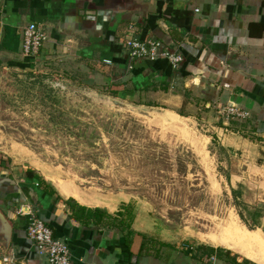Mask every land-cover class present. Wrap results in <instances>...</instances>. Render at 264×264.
Instances as JSON below:
<instances>
[{"label":"crops","instance_id":"crops-1","mask_svg":"<svg viewBox=\"0 0 264 264\" xmlns=\"http://www.w3.org/2000/svg\"><path fill=\"white\" fill-rule=\"evenodd\" d=\"M30 23L48 37L39 60L56 58L63 65L90 70L112 84L118 96L138 98L143 105L155 101L151 107L170 108L180 119L187 118L178 111L187 108L192 114L209 103L248 111L250 122L238 125L248 124L242 127L245 131L234 127L227 133L223 122L214 129L222 146L242 158L238 163H249L263 177L257 176L254 188L264 194V0H1L0 54L12 59V67L30 69L27 63L12 62L23 56L20 31ZM130 36L160 41L181 54L183 64L173 71L164 59L131 63L122 45ZM133 86L137 91L130 93ZM188 119L197 121L192 115ZM233 132H246V137ZM28 171L37 173L42 185L27 180ZM70 199L111 215L131 204L133 234L120 227L84 224L66 204ZM27 205L55 238L68 243L71 264H261L211 240L181 246L161 239L148 204H133L124 196L95 197L26 167L13 173L0 169V261L10 259L0 264H49L27 237V218L14 213L17 206ZM209 248L213 255L206 254ZM219 249L224 253L217 254Z\"/></svg>","mask_w":264,"mask_h":264},{"label":"rangeland","instance_id":"rangeland-1","mask_svg":"<svg viewBox=\"0 0 264 264\" xmlns=\"http://www.w3.org/2000/svg\"><path fill=\"white\" fill-rule=\"evenodd\" d=\"M25 59L12 62L29 70L0 54V169L34 168L95 197L148 204L159 238L180 245L228 237L232 223L264 236L258 175L222 146L216 111L184 108L180 119L170 108L112 96V84L90 70Z\"/></svg>","mask_w":264,"mask_h":264},{"label":"built area","instance_id":"built-area-1","mask_svg":"<svg viewBox=\"0 0 264 264\" xmlns=\"http://www.w3.org/2000/svg\"><path fill=\"white\" fill-rule=\"evenodd\" d=\"M20 40L23 57L30 61H39L41 50L48 40L41 27L35 23L23 27L20 31ZM122 45L128 50L131 63L138 60L164 59L167 60L173 71H177L184 62L181 54L173 52L163 43L154 39L139 40L130 36L122 41ZM104 63L112 65L111 61H104ZM202 108L216 111V114L223 120L225 128L231 123H242L251 119V114L248 111L233 104L220 106L217 103H209L203 104ZM14 213L27 218V237L36 247L40 256L44 257L49 264H71L72 254L68 243L55 238L50 226L41 220L29 205L17 206L14 208ZM9 260L4 258L0 263H9Z\"/></svg>","mask_w":264,"mask_h":264},{"label":"trees","instance_id":"trees-1","mask_svg":"<svg viewBox=\"0 0 264 264\" xmlns=\"http://www.w3.org/2000/svg\"><path fill=\"white\" fill-rule=\"evenodd\" d=\"M24 69L25 67L22 66ZM19 67V68H22ZM136 86H133V90L130 89L129 92L130 93H135L136 90ZM165 89H167V87H165ZM112 96L116 97L118 96V91L113 90L112 89ZM153 102L148 103L147 105L152 106ZM201 109V108H199ZM207 110L206 109H202L200 112L205 113ZM184 116V114H182ZM223 122V121H222ZM222 125H224L222 123ZM236 125L238 126L239 123L234 122L233 124L231 123L230 126L236 127ZM236 129H238L236 127ZM25 178L27 180H36L38 181L39 185H42V179L33 171H28L25 175ZM66 204L70 207L71 211L74 213L75 218L81 222H83L84 224H90L95 223L96 225H107L110 227H120L122 228V230H126V232H128L130 235L133 234L132 230H131V225L133 223V219H134V215H133V206L132 205H125L121 207V211H119L118 213H116L115 215H111L109 213H107L106 211L102 210V209H90V208H86L83 206H80L78 203H76L74 200L70 199L66 202ZM258 218H262V213L258 212L257 214ZM243 219V218H242ZM250 229H253L250 227ZM146 239V238H145ZM148 244V240H145V248ZM149 249V248H148ZM199 250H204L205 252V248H200ZM207 255H213L215 253L213 248H209L206 251ZM224 253V251L222 249L217 250V254L220 253Z\"/></svg>","mask_w":264,"mask_h":264},{"label":"bare ground","instance_id":"bare-ground-1","mask_svg":"<svg viewBox=\"0 0 264 264\" xmlns=\"http://www.w3.org/2000/svg\"><path fill=\"white\" fill-rule=\"evenodd\" d=\"M228 234L229 236L223 239L210 238L209 240L240 251L247 257L264 264V236L260 231H251L232 223Z\"/></svg>","mask_w":264,"mask_h":264},{"label":"water","instance_id":"water-1","mask_svg":"<svg viewBox=\"0 0 264 264\" xmlns=\"http://www.w3.org/2000/svg\"><path fill=\"white\" fill-rule=\"evenodd\" d=\"M0 4H1V0H0Z\"/></svg>","mask_w":264,"mask_h":264}]
</instances>
